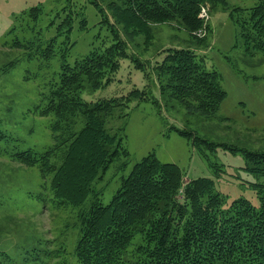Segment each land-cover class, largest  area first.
<instances>
[{
    "label": "rangeland",
    "instance_id": "374dc122",
    "mask_svg": "<svg viewBox=\"0 0 264 264\" xmlns=\"http://www.w3.org/2000/svg\"><path fill=\"white\" fill-rule=\"evenodd\" d=\"M95 1L113 21L108 6L112 0ZM255 2L226 0V8L202 3V25L191 33L205 37L203 43L192 38L176 21L153 23L154 37L148 48L144 47L143 35L127 39L128 53L144 63L148 77L130 56L120 61L108 84L83 90L82 97L92 101L125 95L133 87L146 88L158 99V103L134 100L124 110L126 114L116 108L106 116V127L123 136L129 155L115 159L102 178L92 184L94 190L101 191L102 203L111 199L121 177L129 173L134 163L154 152L161 161L178 164L185 179L212 178L227 201L243 196L258 204L251 183L264 181V175L247 169L249 162L244 150L264 152V54L244 51L243 39L229 14L234 6L249 8ZM35 6L40 8L36 18L30 11ZM79 11L87 20L86 28L79 27ZM204 11L205 17L201 16ZM69 12L73 24L67 33L65 28L58 27ZM100 19L92 0H0V130L6 135L0 138V253L9 257L8 264L75 263L80 207L58 203L50 188L53 173L42 176L38 164H24L12 152L27 148L42 152L53 144L54 116L39 114V106L45 100L43 94L58 77L63 61L61 48L67 35L66 45L72 43L64 50L69 63L92 48L111 42V30ZM54 36L56 52L47 58L45 46ZM16 39L23 45H14ZM169 46L193 47L207 68L220 72L226 96L213 116L189 114L177 100L161 97L153 64L161 57L159 52ZM9 62H13L12 66L3 71ZM78 120L77 129L83 125L81 116ZM174 127L190 130L218 145L211 149L203 144L207 160ZM124 161L126 165L121 168ZM91 196L92 192L84 206ZM139 242L142 238L137 234L127 247L126 259L133 258L132 252Z\"/></svg>",
    "mask_w": 264,
    "mask_h": 264
},
{
    "label": "trees",
    "instance_id": "16d2710c",
    "mask_svg": "<svg viewBox=\"0 0 264 264\" xmlns=\"http://www.w3.org/2000/svg\"><path fill=\"white\" fill-rule=\"evenodd\" d=\"M92 2L100 12L99 22L111 30V42L69 63L64 50L72 43L66 45L67 35L61 48L60 72L39 106L40 115L54 116V142L42 152L32 148L12 152L24 164H38L42 176L53 173L50 188L58 203L80 207L74 264H264V181L251 183L258 204L243 196L227 201L212 178L185 179L178 164L163 162L149 152L121 177L107 203H102L101 191L92 186L115 159L129 155L123 136L106 127V116L116 108L126 114L124 110L134 100L158 103V99L146 88L133 87L125 95L92 101L82 97L83 90L108 84L125 57L131 56L148 77L144 63L128 53L127 39L143 35L144 47L148 48L154 37L153 23L176 21L203 43L205 37L191 33L202 25L200 5L208 2L210 7L226 8V0H112L108 6L113 21L97 1ZM30 11L36 18L40 8L35 6ZM78 14L79 27L86 28V18L81 11ZM229 14L243 39L244 51L264 54V0H256L249 8L234 6ZM72 24L69 12L58 28L68 33ZM56 41L54 36L46 44L47 58L55 54ZM13 44L23 45L18 39ZM159 53L153 70L161 97L177 100L189 114L213 116L226 96L220 72L207 68L191 46H169ZM12 64L7 63L2 70ZM79 116L83 125L77 129ZM174 128L187 136L207 160L203 144L211 149L218 145L190 130ZM5 137L0 130V138ZM244 155L249 162L247 169L264 175V152L244 150ZM125 165L122 162L121 168ZM91 192L89 204L84 206ZM137 234L142 242L134 247L133 258L126 259L127 247ZM8 260L5 253H0V264H8Z\"/></svg>",
    "mask_w": 264,
    "mask_h": 264
},
{
    "label": "built area",
    "instance_id": "2783aa9c",
    "mask_svg": "<svg viewBox=\"0 0 264 264\" xmlns=\"http://www.w3.org/2000/svg\"><path fill=\"white\" fill-rule=\"evenodd\" d=\"M200 15H201V14H200ZM201 16H204V17L206 16V13H205V11H204V14H202Z\"/></svg>",
    "mask_w": 264,
    "mask_h": 264
}]
</instances>
